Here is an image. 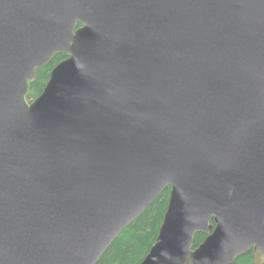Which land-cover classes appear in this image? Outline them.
Returning <instances> with one entry per match:
<instances>
[{
  "label": "water",
  "instance_id": "obj_1",
  "mask_svg": "<svg viewBox=\"0 0 264 264\" xmlns=\"http://www.w3.org/2000/svg\"><path fill=\"white\" fill-rule=\"evenodd\" d=\"M168 187L139 264H264V0H0V264H97Z\"/></svg>",
  "mask_w": 264,
  "mask_h": 264
},
{
  "label": "trees",
  "instance_id": "obj_2",
  "mask_svg": "<svg viewBox=\"0 0 264 264\" xmlns=\"http://www.w3.org/2000/svg\"><path fill=\"white\" fill-rule=\"evenodd\" d=\"M57 54L43 68L38 69L37 79L31 84L30 96H38L50 78L51 70L66 58ZM171 187L166 188L160 196L133 222H131L103 253L97 264H139L154 244L168 208ZM207 235L197 233L194 248L198 247ZM232 264H255L253 251L238 257Z\"/></svg>",
  "mask_w": 264,
  "mask_h": 264
}]
</instances>
